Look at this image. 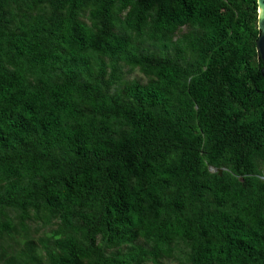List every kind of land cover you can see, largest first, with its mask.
I'll return each mask as SVG.
<instances>
[{
	"label": "trees",
	"instance_id": "1",
	"mask_svg": "<svg viewBox=\"0 0 264 264\" xmlns=\"http://www.w3.org/2000/svg\"><path fill=\"white\" fill-rule=\"evenodd\" d=\"M257 35L256 0H0V264H264Z\"/></svg>",
	"mask_w": 264,
	"mask_h": 264
},
{
	"label": "water",
	"instance_id": "2",
	"mask_svg": "<svg viewBox=\"0 0 264 264\" xmlns=\"http://www.w3.org/2000/svg\"><path fill=\"white\" fill-rule=\"evenodd\" d=\"M257 5V30L258 35L255 40L256 53L259 71L262 74L264 72V0H256ZM211 172L216 171L213 168H209ZM222 169L218 170V173L221 174Z\"/></svg>",
	"mask_w": 264,
	"mask_h": 264
},
{
	"label": "rangeland",
	"instance_id": "3",
	"mask_svg": "<svg viewBox=\"0 0 264 264\" xmlns=\"http://www.w3.org/2000/svg\"><path fill=\"white\" fill-rule=\"evenodd\" d=\"M129 79H135L141 83H145L146 79L138 72H134L131 75L128 76ZM163 264H172V263H168V262H164Z\"/></svg>",
	"mask_w": 264,
	"mask_h": 264
}]
</instances>
